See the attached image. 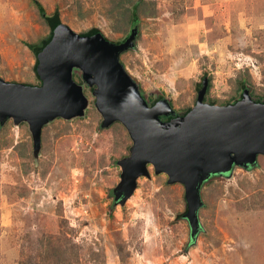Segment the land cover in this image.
<instances>
[{"label": "rangeland", "instance_id": "374dc122", "mask_svg": "<svg viewBox=\"0 0 264 264\" xmlns=\"http://www.w3.org/2000/svg\"><path fill=\"white\" fill-rule=\"evenodd\" d=\"M56 11L77 36L109 44L138 28L120 63L149 107L170 105L164 124L185 117L206 82V103L236 104L247 90L264 104V0H0L1 80L42 86L31 46L53 36ZM73 78L84 114L46 124L37 158L27 122L0 123V264H264V155L209 167L193 234L185 186L153 165L123 200L119 162L134 142L121 122L102 128L96 86L81 69Z\"/></svg>", "mask_w": 264, "mask_h": 264}, {"label": "water", "instance_id": "95a60500", "mask_svg": "<svg viewBox=\"0 0 264 264\" xmlns=\"http://www.w3.org/2000/svg\"><path fill=\"white\" fill-rule=\"evenodd\" d=\"M137 35L135 27L124 43L109 44L100 35L81 38L60 25L38 55L41 87L0 79V123L4 126L10 119L17 125L27 122L37 158L46 124L84 114L88 101L73 78L74 70L81 69L86 82L96 86L97 107L104 117L102 128L121 122L134 142L131 155L119 162L123 171L120 196L126 201L138 178L148 174V165H153L157 174L169 176L170 183L185 186L186 218L195 234L201 228V187L209 167L229 172L234 165L248 166L264 155V104L254 101L247 90L236 104L206 103V82L196 106L185 117L162 123L160 116L167 114L170 105L149 107L120 63V55L134 46Z\"/></svg>", "mask_w": 264, "mask_h": 264}, {"label": "trees", "instance_id": "16d2710c", "mask_svg": "<svg viewBox=\"0 0 264 264\" xmlns=\"http://www.w3.org/2000/svg\"><path fill=\"white\" fill-rule=\"evenodd\" d=\"M35 1V0H34ZM139 5L140 3H136L134 5V7L131 9L130 12V20H129V24H131L132 26H136L139 24ZM47 23L50 25L51 27V33L53 34V32L57 29V27H59L60 25H62L61 19H60V15L58 14V12L56 11L52 16L47 17ZM96 30V29H95ZM94 30V31H95ZM93 31V32H94ZM54 36V34H53ZM53 36L51 35L48 39H46L45 41H43L41 44L39 45H35V46H31L33 51L36 54H40L44 48L51 42V40L53 39ZM230 105V104H228ZM192 109H189L186 111L185 116L191 111Z\"/></svg>", "mask_w": 264, "mask_h": 264}]
</instances>
